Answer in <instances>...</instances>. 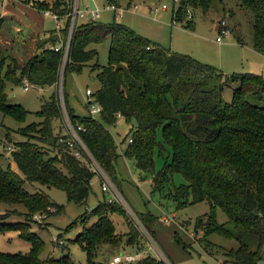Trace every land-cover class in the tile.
Here are the masks:
<instances>
[{
    "label": "trees",
    "instance_id": "trees-1",
    "mask_svg": "<svg viewBox=\"0 0 264 264\" xmlns=\"http://www.w3.org/2000/svg\"><path fill=\"white\" fill-rule=\"evenodd\" d=\"M34 1L38 10H52L60 15H67L74 4V0ZM238 1L253 14L254 47L264 53V0ZM210 4L211 0H181L174 19L193 29L194 19H185L186 8L207 12ZM63 32L67 36L68 26ZM107 38L110 39L109 62L102 65L97 50L90 45ZM56 40H46L50 46L40 44V51L24 64L11 59L20 73L17 76L11 67L2 75L5 57L0 52V111L18 120L26 119L30 113L20 105L7 102L5 78L16 85L26 80L33 87L57 86L62 66L66 77L68 73H80L96 60L91 70L98 71L100 87L93 96L102 107L100 115L93 117L89 113L87 117H80L68 105L66 91L63 97L72 123L83 127L81 137L96 163L117 181L116 164L120 154L110 127L116 125L121 115L134 125L128 133L132 142L126 156L135 159L140 170L153 172V192L178 202L179 206L203 201L210 205L208 220L198 222L204 232L201 241L206 251L214 253L217 244L207 237L217 233L239 241L238 248L224 253L232 264H258L264 252L252 251L244 235L250 233L264 241V104L253 101H264L263 75L227 74L190 54L173 52L120 23L87 21L78 25L71 37L66 63L62 54L54 50ZM233 84L236 85L232 101L227 102L223 92ZM63 100L55 89L42 102L36 112L41 120L28 126L36 129L38 142H19L11 152L18 171L0 164V233L18 231L31 244L25 254L0 251V264H75L69 253L42 259L40 254L45 242L39 234L26 232L25 220L9 221L8 214L1 213L2 205H24L31 216H49L61 211L63 207L44 191L31 192L25 182L60 188L76 203L87 202L96 172L88 165L90 160L76 158L67 144L60 141L67 135L54 134L53 122L64 117ZM46 147L58 148L59 154L48 155ZM167 147L171 150L170 160L156 172L155 155L164 156ZM174 174H180L186 183L167 191ZM219 208L228 216L227 223L236 228V235L227 223L218 222ZM124 210L115 201L100 204L91 211L98 220L73 239L86 253L87 264H103L95 260L99 244L120 241L121 235L117 234L109 215L120 212L127 220ZM145 217L141 215L147 224L152 216ZM136 236H139L137 231H129L130 245ZM129 264L166 263L147 254Z\"/></svg>",
    "mask_w": 264,
    "mask_h": 264
},
{
    "label": "rangeland",
    "instance_id": "rangeland-1",
    "mask_svg": "<svg viewBox=\"0 0 264 264\" xmlns=\"http://www.w3.org/2000/svg\"><path fill=\"white\" fill-rule=\"evenodd\" d=\"M109 1L79 0V4L81 7L95 9L97 6L103 7ZM118 1L122 7L138 5V9L136 11L126 9L116 14L114 11L106 10L98 19L99 22L127 25L140 35L158 41L173 52L191 55L205 52L208 60L228 61L234 54L239 56L244 50L240 46L237 48L227 47L230 41L234 40L238 43V39H241L249 45L253 41V14L250 10L242 8L238 0H211L207 12L201 8L193 9L191 7L196 23L194 30L187 28L180 21L174 20V11L179 5L174 0ZM164 4L168 6L167 10L162 9ZM49 6L51 5L49 4ZM0 19L3 22L0 26V52L5 57L3 76L9 67L12 68L16 76L20 74L13 67L11 59L24 64L34 51L36 42H38L37 52L40 51V44L45 47L51 45L46 42L50 38L57 39L54 45L58 42L59 36L55 30V20L51 16H46L44 11L38 10L34 0H29L28 3L24 0H0ZM222 20L230 27L231 32L224 38V43L219 44L216 39L218 23ZM86 23L87 20H80L78 24ZM65 36L64 32L61 33L62 38ZM90 47L97 50L100 64H108L109 38L99 43H93ZM95 62L96 60L91 61L80 73H68L66 77H64V73H61L57 86L33 87L26 80L22 84L16 85L5 78L7 102L12 105H20L30 113L26 119L18 120L0 111V164L4 168L11 167L18 171L12 160L11 152L17 148L19 142H38L36 129L33 126H28L41 120L36 116V112L41 108L42 102L49 99L55 89L59 91L62 99L66 91L68 105L74 109L78 116H88L89 110L85 105L86 89L90 88L95 92L100 87L98 71L91 70ZM243 63L247 65L248 61H243ZM239 64L241 65V62ZM230 73L233 72L227 74ZM27 85L30 86L29 90H25ZM234 87L235 84L225 87L223 92L225 101H232ZM253 101L264 104V101L261 100ZM65 105L64 101V107ZM133 126L132 123L121 118L116 125L110 127L116 137L120 154L116 164L117 181L115 182L103 168L97 165L128 201L131 207L130 211L156 239L157 247L149 251V254L158 260H163L166 264H232L224 253L229 249L239 247L237 239L211 233L207 239L217 244L214 246V253L211 254L206 251L205 243L201 241L204 232L198 226V222L200 219L208 220L211 215L210 205L203 201L188 202L179 206L178 202L159 192H153V172L146 173L140 170L136 166L135 159L126 156V150L130 143L128 133ZM53 127L55 135L64 136L69 132V123L65 116L61 120H55ZM46 150L49 151L48 155L59 154L58 148L46 147ZM170 155L169 147L164 152V156L155 155L156 172L163 169L165 162L170 160ZM88 165L92 170H95L94 164L90 162ZM102 182L103 177L96 173L91 181L88 200L83 204H78L70 199L63 189L25 182V187L31 192L44 191L55 203L63 207L61 211L54 212L49 216L46 214L31 216L24 205H2L1 213L6 212L9 221L25 220L28 223L26 232L34 231L39 234L45 242V247L40 254L42 259L69 253L75 264H87L86 253L79 244L73 242V239L85 227L92 226L98 220L97 215H91V211L96 206L116 201L114 189L109 187V190L103 191ZM182 183H186V180L180 174H174L173 180L166 186V190L173 189ZM86 211L89 212L86 214ZM124 211L129 220H126V217L120 212L110 213V219L115 225L117 234L121 235V239L117 244L108 242L99 244L95 256L96 261L108 264L116 255L137 254V252H141L143 257L147 255L145 250L149 246L148 238L134 221L131 212L127 209ZM141 215L146 216L145 218L152 216V218L146 224ZM217 220L219 223L228 221V216L220 208L217 209ZM226 225L235 235L238 233L232 223ZM129 231H137L139 234V236L133 237L131 245L128 243ZM244 240L252 251L262 249L264 252V241L261 242L258 236L248 233L244 235ZM30 248V242L21 237L18 231L0 233V251L25 254L30 251ZM258 264H264V258Z\"/></svg>",
    "mask_w": 264,
    "mask_h": 264
},
{
    "label": "built area",
    "instance_id": "built-area-1",
    "mask_svg": "<svg viewBox=\"0 0 264 264\" xmlns=\"http://www.w3.org/2000/svg\"><path fill=\"white\" fill-rule=\"evenodd\" d=\"M175 3H178V8L174 11V15L177 14L178 9L181 5V0H174ZM129 9L131 11H136L138 9V5H133L129 7H122L119 4L118 0H110L108 4L104 5L103 7L97 6L95 9H91L89 7H81L79 4V0H74V4L72 7V10L67 15H60L57 12H54L52 10H45L44 14L46 16H51L56 22V32L59 36L58 42L56 45H54V50L56 52H60L62 54V58L64 63H66L69 53H70V44H71V37L74 32V29L79 25L80 20H87V21H98V19L101 18V15L106 10L114 11L115 14L119 11H123ZM162 9L167 10L168 6L163 5ZM175 17V16H174ZM69 19V20H68ZM186 19L191 20L194 19V14L191 7L186 8ZM176 20V19H174ZM173 20V21H174ZM68 21V22H67ZM175 22V21H174ZM69 23V25H68ZM68 26V33L65 38L61 37V33H63V30ZM231 32L230 27L227 26L226 22L224 20L220 21L218 23V36L217 41L221 42L224 40L226 36ZM61 73H64V66L61 68ZM30 86L27 85L25 87V90H29ZM94 91H92L90 88L86 89L85 94V105L89 110L90 115L93 117H97L100 115L102 111V107L95 101L94 99ZM63 100V99H62ZM63 109H64V116L67 118V122L69 123V132L67 137L61 138L60 141H63L67 144L70 153L73 154L78 159H86L90 160L91 164H94V171L101 175L103 177L102 182V189L103 191L109 190V187L114 189V192L116 194V202L121 205L123 208L127 209L129 212L131 207L128 201L124 198V196L115 188V185L111 182L110 178L104 173V171L97 165L96 161L94 160L93 156L91 155L88 147L86 146L85 142L83 141V138L81 137L80 130H84L81 125L75 126L64 107V100H63ZM119 118H122L121 115H118ZM129 142H132V139L130 138ZM132 214V217L136 224L139 226V228L142 230V233L148 238L147 242L149 244L148 248L145 250L146 254H149V251L154 250L157 247L156 239L153 235L148 232V228L143 226V224L138 220L137 216H135L134 213ZM147 229V230H146ZM140 232V231H139ZM142 235V234H141ZM142 235V237H144ZM143 258V255L141 252H137V254H121L116 255L109 264H122V263H133L141 260Z\"/></svg>",
    "mask_w": 264,
    "mask_h": 264
},
{
    "label": "crops",
    "instance_id": "crops-1",
    "mask_svg": "<svg viewBox=\"0 0 264 264\" xmlns=\"http://www.w3.org/2000/svg\"><path fill=\"white\" fill-rule=\"evenodd\" d=\"M2 23H1V25H2ZM194 25L196 26L195 21H194ZM195 26H194L193 30L195 29ZM151 40L158 42L154 39H151ZM238 40H239L238 43L235 42L234 40L230 41L227 44V47L233 46V47L237 48L240 46L244 50H242V52H241V54H239V56L234 54L232 57H230L228 59V61L208 60V59H206L207 55L205 52L197 53L195 55H191V54L190 55L193 56L194 58H196L197 60L201 61V62L216 66L217 68L221 69L225 73L238 72V71L239 72H257V73H261L264 76V53L259 52L254 47V40L252 41L251 45H249L248 43H244V41H242L241 39H238ZM218 43L223 44L224 40L221 42H218ZM37 50H38V42H36L35 49L31 53V55L28 57V59H30L35 53H37ZM181 53H183V52H181ZM184 54H189V53H184ZM28 59H26V60H28ZM243 61H248V64L244 65ZM239 62H241V65L239 64Z\"/></svg>",
    "mask_w": 264,
    "mask_h": 264
},
{
    "label": "water",
    "instance_id": "water-1",
    "mask_svg": "<svg viewBox=\"0 0 264 264\" xmlns=\"http://www.w3.org/2000/svg\"><path fill=\"white\" fill-rule=\"evenodd\" d=\"M14 169V168H13Z\"/></svg>",
    "mask_w": 264,
    "mask_h": 264
}]
</instances>
